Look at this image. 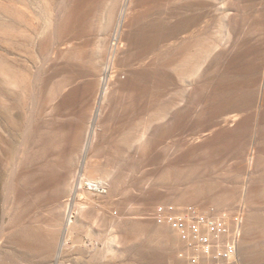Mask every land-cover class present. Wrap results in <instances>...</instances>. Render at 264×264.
Segmentation results:
<instances>
[{
  "label": "rangeland",
  "instance_id": "1",
  "mask_svg": "<svg viewBox=\"0 0 264 264\" xmlns=\"http://www.w3.org/2000/svg\"><path fill=\"white\" fill-rule=\"evenodd\" d=\"M0 264H264V0H0Z\"/></svg>",
  "mask_w": 264,
  "mask_h": 264
},
{
  "label": "bare ground",
  "instance_id": "2",
  "mask_svg": "<svg viewBox=\"0 0 264 264\" xmlns=\"http://www.w3.org/2000/svg\"><path fill=\"white\" fill-rule=\"evenodd\" d=\"M110 62H112V66H115V62H114V59L113 60H110ZM110 68V67H109ZM92 136V135H91ZM95 137H96V130L94 131V134L92 136V138L90 139V143H94V140H95ZM89 143V144H90ZM91 146V145H90ZM77 181V179L75 178L74 180V183ZM80 185H79V189H83V190H88V192H97V193H103V192H106L107 191V183H105V181L103 179H94V178H81L80 180ZM75 188V187H74ZM73 188V189H74ZM89 196V194H88ZM101 197V196H100ZM93 199V198H91ZM90 199V200H91ZM76 213V212H75ZM72 217V216H71ZM75 217V216H74ZM77 217V216H76ZM72 219V218H71ZM76 219V218H75ZM72 221V220H71ZM66 245L65 247H69V246H72V240H70V243L68 244V242H65ZM92 242L88 243H84V247L86 248V250H88V252L92 249ZM67 250L63 251V254L65 253L66 254Z\"/></svg>",
  "mask_w": 264,
  "mask_h": 264
},
{
  "label": "built area",
  "instance_id": "3",
  "mask_svg": "<svg viewBox=\"0 0 264 264\" xmlns=\"http://www.w3.org/2000/svg\"><path fill=\"white\" fill-rule=\"evenodd\" d=\"M214 222H216V221H214ZM205 245H206L207 247L211 246V243H210L209 241H206V238H205ZM207 249H208V248H207Z\"/></svg>",
  "mask_w": 264,
  "mask_h": 264
}]
</instances>
